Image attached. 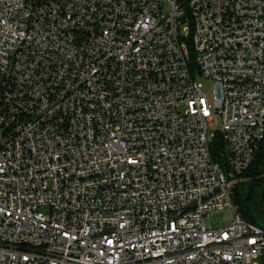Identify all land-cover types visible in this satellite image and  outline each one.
Returning a JSON list of instances; mask_svg holds the SVG:
<instances>
[{"label": "built area", "instance_id": "obj_1", "mask_svg": "<svg viewBox=\"0 0 264 264\" xmlns=\"http://www.w3.org/2000/svg\"><path fill=\"white\" fill-rule=\"evenodd\" d=\"M263 139L264 0H0V264H263Z\"/></svg>", "mask_w": 264, "mask_h": 264}, {"label": "trees", "instance_id": "obj_2", "mask_svg": "<svg viewBox=\"0 0 264 264\" xmlns=\"http://www.w3.org/2000/svg\"><path fill=\"white\" fill-rule=\"evenodd\" d=\"M224 147H225V144L222 139V136L217 135L215 140L210 146L211 153H212L214 160H217V161L220 160V155H221V152L224 150ZM261 174H264V139L261 143L260 150H259L257 159L255 161V165L253 169H251L247 173V175L249 176H259ZM258 181L261 183H264V178ZM243 188L244 186L241 185L239 190L235 193V203L238 206L239 213L241 214L243 219L246 220L247 222H250V223L255 222L256 224H258V221L255 220L254 213L250 209L245 208L249 206L250 202H245L243 204L241 201L240 192L242 191ZM263 216H264V212H263Z\"/></svg>", "mask_w": 264, "mask_h": 264}, {"label": "water", "instance_id": "obj_3", "mask_svg": "<svg viewBox=\"0 0 264 264\" xmlns=\"http://www.w3.org/2000/svg\"><path fill=\"white\" fill-rule=\"evenodd\" d=\"M244 188L240 192L241 201L251 202L246 209H250L258 224L251 222V224L264 229V216H263V199H264V184L250 182L243 184ZM264 264V263H263Z\"/></svg>", "mask_w": 264, "mask_h": 264}, {"label": "rangeland", "instance_id": "obj_4", "mask_svg": "<svg viewBox=\"0 0 264 264\" xmlns=\"http://www.w3.org/2000/svg\"><path fill=\"white\" fill-rule=\"evenodd\" d=\"M197 80H199L200 83L203 84L206 93H209L210 88L212 86L211 83L200 78H197ZM220 128L221 119L217 115H214L209 121V131L217 132L218 130H220ZM210 219L211 222L217 227L226 226L232 222V213L231 211L215 212L211 215ZM259 262L260 261H257L256 263L258 264Z\"/></svg>", "mask_w": 264, "mask_h": 264}, {"label": "flooded vegetation", "instance_id": "obj_5", "mask_svg": "<svg viewBox=\"0 0 264 264\" xmlns=\"http://www.w3.org/2000/svg\"><path fill=\"white\" fill-rule=\"evenodd\" d=\"M250 202V201H249ZM251 203V202H250Z\"/></svg>", "mask_w": 264, "mask_h": 264}]
</instances>
